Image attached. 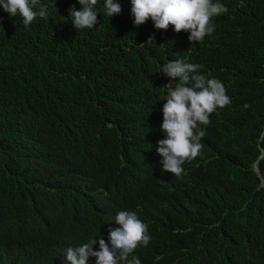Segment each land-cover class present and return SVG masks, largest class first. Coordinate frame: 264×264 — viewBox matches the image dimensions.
<instances>
[{
  "label": "trees",
  "instance_id": "obj_1",
  "mask_svg": "<svg viewBox=\"0 0 264 264\" xmlns=\"http://www.w3.org/2000/svg\"><path fill=\"white\" fill-rule=\"evenodd\" d=\"M221 1L228 14L207 40L211 56L234 73L227 82L237 92L238 132L232 151L218 155L224 176L200 177L201 223L183 247L204 238L214 257L205 264H264V187L254 167L264 149V0ZM116 2L119 14L111 18L101 6L106 17L78 31L65 6L28 27L0 6V264H58L74 236L83 161L111 136L109 123L137 91L133 57L115 45L131 30L123 16H133L132 4ZM82 115L84 126L70 123ZM128 138L117 133L112 144L124 151Z\"/></svg>",
  "mask_w": 264,
  "mask_h": 264
},
{
  "label": "clouds",
  "instance_id": "obj_2",
  "mask_svg": "<svg viewBox=\"0 0 264 264\" xmlns=\"http://www.w3.org/2000/svg\"><path fill=\"white\" fill-rule=\"evenodd\" d=\"M128 1L134 17H123L131 30L115 45L133 57L131 80L137 91L109 123L111 136L83 161L79 190L85 200L73 214L74 236L58 264L213 262L204 238L191 250L183 243L201 223L200 177L224 176L218 155L232 151V136L238 132L231 124L237 92L227 82L235 81L234 73L211 56L207 40L228 7L221 0ZM0 6L13 16L7 19L21 16L17 21L25 27L65 6L75 31L106 17L101 6L111 18L122 11L116 0H55L49 5L0 0ZM87 116L70 123L81 128ZM117 133H129L124 151L112 144ZM260 149L254 167L264 187ZM141 179H146L143 190ZM42 230L37 228L35 236Z\"/></svg>",
  "mask_w": 264,
  "mask_h": 264
}]
</instances>
